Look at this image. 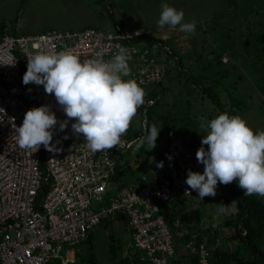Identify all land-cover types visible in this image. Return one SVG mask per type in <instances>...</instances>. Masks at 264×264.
<instances>
[{"label": "built area", "instance_id": "built-area-1", "mask_svg": "<svg viewBox=\"0 0 264 264\" xmlns=\"http://www.w3.org/2000/svg\"><path fill=\"white\" fill-rule=\"evenodd\" d=\"M133 35L139 36L141 31L135 30ZM120 47L126 48L130 57L131 71L125 79H134L142 87L165 78L164 58L153 59L148 50L128 43L123 33L94 28L50 29L41 34L6 35L0 39V264H55L58 260L60 264L75 263V252L69 250L64 255V247L85 242L104 219L116 215L127 217L133 245L144 253L142 260L171 264L175 258L173 235L162 212L175 200L191 199L183 211L197 214L198 192L185 181L189 169L201 174L204 171L196 151L183 137L169 133L164 156L172 168L170 176L153 184L144 175L146 185L139 189L120 188L113 182L118 152L131 143L123 138L120 145L94 153L82 135L73 134L74 119L64 131H60V123L54 127L55 151L50 152L43 145L36 152L18 146L16 128L22 125L28 110L50 105L59 122L67 119L54 94H47L42 85L23 86L21 62L27 67L30 56L62 50H71L81 60L96 58L99 53L108 61ZM41 152L53 182L45 198L39 200L44 179L39 163ZM114 189L117 199L105 206ZM192 250L199 254V264H209L203 244Z\"/></svg>", "mask_w": 264, "mask_h": 264}, {"label": "rangeland", "instance_id": "rangeland-1", "mask_svg": "<svg viewBox=\"0 0 264 264\" xmlns=\"http://www.w3.org/2000/svg\"><path fill=\"white\" fill-rule=\"evenodd\" d=\"M238 1L239 3L243 2V0ZM110 3L112 5L108 6ZM164 3L175 7L177 10H183L185 13L183 22L196 21V25L202 27L203 30L197 32H200L197 40L203 45L201 49L198 48L196 51L191 49L189 35L184 33L180 36L179 30L176 29L178 26L175 28L171 26H165L163 29L157 28V22L162 12L161 5ZM104 6L108 8L105 9ZM228 7L225 0H0V25L6 27L5 33L7 34H41L50 29L78 31L87 27H95L118 34L119 30L114 32L113 21L119 23L124 20V23L130 21V29L131 25L135 24V27H141L153 37L166 40L172 38L174 39L172 42L173 48L179 53L187 54L190 57L202 56L195 62L196 65H199L198 69L192 71V75L198 78L199 85L209 89L212 88L213 93L226 90L228 96L242 97L247 107L241 113V116L247 122H252V128L259 132L264 130V112L261 109L264 95L260 94L261 91L252 80L251 73H253V70L246 67V65L249 66L247 51L251 52V40L253 39V36H251L250 40L248 34L260 30L262 23L259 22L251 26L250 21L244 16L246 11L231 12ZM252 18L253 20L261 19L260 16ZM247 39L249 42L246 43ZM221 57L226 62L225 65H218ZM207 63L213 64L211 68H204ZM225 70L229 72H224ZM171 75L172 87L163 101L168 111L174 108L175 101L173 98L178 97L179 93L186 87L184 86L186 84L185 75L182 78L183 86L180 85L174 73ZM224 75L226 77H223ZM243 77L246 79H243ZM240 79H243V81H240ZM163 80L165 84L169 81L167 77ZM236 82L239 84L240 94H236ZM246 86H251V88L247 93H244ZM154 87L156 86L149 84L141 88L144 89L146 94H151ZM189 99L192 101L191 106L187 102L185 107L191 118L187 122L183 116L177 117L175 125L181 127L183 124L187 125V128L190 129L187 136H191L192 140L194 134V139H196L193 148L197 153L202 146V136L207 134L199 127L201 118L205 117L204 119L210 121L218 115L212 103L208 100L202 101V96L198 93H194ZM210 114L214 116L209 118ZM147 121V115L137 112L130 124L133 130L138 131L140 135L132 140L121 160L118 179L120 183L127 187L140 185L139 178L142 173L154 177L161 175L165 169V167H157V164L160 163L162 147L168 140L164 129L161 128L157 138V146L152 151L147 152L146 146L141 147L138 151L136 150L139 140L148 135L145 126ZM197 135L201 136L197 138ZM203 147L207 149L206 145ZM220 203V189H217L215 197L208 196L204 198V201L199 199L196 201L199 208L197 216L189 213L191 215H183L181 218L191 219L192 216H196L197 220L201 222L200 230L202 232L208 226L214 228L219 220L220 214L218 213L217 204ZM175 207L179 208L178 206ZM183 209L184 207L179 208L181 212ZM192 223V219L188 220L186 226ZM110 233L114 234L118 240L117 244L120 247L116 250L118 256H124L127 253L137 255L139 253L132 244L131 230L126 229L124 222L121 220L109 221L106 226H98L92 235V243L99 264H113L109 262L111 256L108 253ZM183 234L172 232L174 246H177L180 251L187 250L190 254V249L186 248L187 241ZM85 246L68 247L67 250H74L77 254V251L83 252L85 249V253Z\"/></svg>", "mask_w": 264, "mask_h": 264}, {"label": "clouds", "instance_id": "clouds-1", "mask_svg": "<svg viewBox=\"0 0 264 264\" xmlns=\"http://www.w3.org/2000/svg\"><path fill=\"white\" fill-rule=\"evenodd\" d=\"M161 7L158 29L179 25L180 31L195 34L197 22H183V10L167 3ZM134 31L119 30V33L125 34L128 43H132L130 38H135ZM129 59L124 47L108 61L99 53L96 58L81 60L71 50L28 57L23 84L42 85L47 94H54L67 119L59 122L50 105L28 110L22 125L16 128L18 146L36 152L43 145L48 151H55L54 127L60 123V131H64L73 119V134L82 135L92 152L120 145L138 109L145 104L146 95L136 80L125 79L131 71ZM199 127L207 133L202 136V146L196 153L204 171L201 174L189 169L185 181L191 190L198 192V199L215 197L218 182L228 185L234 181L244 190V195L264 197V130L255 132L239 115L228 113L219 114L210 121L201 118ZM161 128L151 126L148 135L137 143L136 150L146 146L147 152L152 151L157 146ZM203 145H207V149ZM157 167L162 168L163 162ZM217 207L221 215L237 210L235 200L230 204H217Z\"/></svg>", "mask_w": 264, "mask_h": 264}, {"label": "trees", "instance_id": "trees-1", "mask_svg": "<svg viewBox=\"0 0 264 264\" xmlns=\"http://www.w3.org/2000/svg\"><path fill=\"white\" fill-rule=\"evenodd\" d=\"M227 2L228 10L231 12H239L246 11L245 15L247 19L252 24L262 23V27L257 32L254 31L252 34H248V38L251 40V36L253 39L251 40L252 50L248 52L247 59L249 60V67L253 70L251 73V77L255 85L258 86L260 94L264 95V0H243L242 3H239L238 0H225ZM180 2V1H179ZM112 4H108L111 6ZM105 7V6H104ZM108 7H105V9ZM260 16L261 19H254L252 17ZM253 20V21H252ZM5 26V25H3ZM93 28V27H87ZM114 32L118 30H122L127 33H131L133 30L141 31V35L136 36L135 38H130L134 43H136L140 48L144 50H148L150 52V56L153 59L164 58L166 75L169 81L165 84L164 80L154 82L153 86H156L151 90V94H146L145 104L141 106L137 112L141 114H145L148 117L146 130L149 131L151 126L155 125L157 128L164 129L167 135V142L162 147V152L160 154V162L165 163L164 160V151L168 146L169 142V133L173 131L177 137H183L185 143L194 147V134L191 136H187L190 132V129L187 128V125L183 124V126L175 125V120L180 117H184L187 121L191 117L187 114L185 103L188 102V105L192 103L189 99L195 94H199L202 96V101L208 100L214 106L217 115L222 113H228L230 116L239 115L241 118V113L245 111L247 105L244 103L243 98H239L240 96L231 97L228 96L226 90L220 93H213L212 88L201 87L198 82V78L192 75V71H196L199 65H196V61H198L201 57H193L187 56L183 53H179L175 48H173L172 42L174 39H162L153 37L148 31L143 30L141 27H135V24L131 25L130 29V21L124 23V20L117 23V21H113ZM1 29H6V27H2ZM86 29V28H84ZM82 29V30H84ZM97 30H102L99 28H95ZM177 30H179L176 27ZM253 29V28H252ZM202 27L196 25L195 34H190L187 32L178 31L182 36L184 33H187L190 38V42L194 51L198 48H202L203 45L200 41L197 40L199 33L201 32ZM104 31V30H102ZM200 31L199 33H197ZM108 32V31H105ZM15 36H23V34H16ZM25 35V34H24ZM28 35V34H26ZM194 39V40H192ZM248 39L246 40L247 43ZM249 42V41H248ZM156 47V50H155ZM191 52V51H189ZM187 52V53H189ZM193 53V52H191ZM189 53V54H191ZM203 59V58H202ZM199 64V62H198ZM226 64L224 62L223 57H221L220 61H218V65ZM213 64H206V68H211ZM22 66V79L24 74L27 71V67L24 62H21ZM224 72H229L225 70ZM172 73L175 74V77L178 78L180 85H184L182 78L185 75V85L184 90L179 93L178 97L173 98L175 101L174 108L171 109L173 111H168L167 107L164 106V98L169 94V90L172 87ZM171 77V79H170ZM223 77H226L225 75ZM243 79H246L243 77ZM240 79V81H243ZM26 88H30L32 83L28 85H24ZM239 84L236 82V94H240L238 89ZM251 86H246V90L244 93L248 92ZM224 95V96H223ZM242 95V94H241ZM151 102V103H149ZM177 103V104H176ZM261 109L264 112V100H262ZM191 106V105H190ZM214 115L210 114L209 118H212ZM195 117V116H194ZM204 117V116H202ZM196 118V117H195ZM205 118V117H204ZM153 121V123H152ZM188 122V121H187ZM248 125L252 128V122H247ZM181 124V123H179ZM255 132L254 128H252ZM140 133L138 131H134L133 127H129V130L122 138H126L130 143L133 139L138 138ZM201 135H197V138ZM202 145V144H201ZM204 146V145H203ZM207 146V145H206ZM208 147V146H207ZM129 148V147H128ZM127 148V149H128ZM126 149V150H127ZM126 150L118 152L117 157V170L115 175L113 176V182L118 183L117 173L119 170V166ZM43 152H41L39 157V163L41 164V170L44 174V179L42 183V189L40 191L39 200L45 198L46 194L50 191L52 186V179L48 176L47 168L45 161H43ZM167 166V165H166ZM122 186L120 185V188ZM217 189H220V200L221 203L230 204L233 200L236 201V211L229 212L225 215H219V220L217 226L211 228L208 226L203 232L200 230L201 222L196 220L194 225H188L186 231L184 232L185 240L191 243L192 247L196 246V249L203 244L205 250L209 256V264H264V197H260L258 195H244V190L238 186V182L234 181L228 185H224L218 182ZM206 198V197H205ZM180 207H184L186 205V199H180ZM164 215L168 225L170 226L172 232L181 233V229L177 228L176 221L178 219L177 210L172 207V209L165 208L162 212ZM118 220H121L125 223V225L129 228V221L125 215L119 216ZM106 223V224H105ZM108 221L104 222L103 225H107ZM216 225V224H215ZM102 226V225H101ZM215 229V230H212ZM200 230V232H198ZM92 235L93 232L89 234L88 239L81 243L80 245H86V251L84 253L81 251H77V262L75 264H99V260L97 257V253L95 251L94 245L92 243ZM109 249L108 253L111 256L109 262L113 264H146L142 263L139 259L140 254L137 255L127 253L126 255L118 256L117 249L119 245L117 244V239L114 234H109ZM190 239V240H189ZM133 244V239H132ZM134 246V245H133ZM190 249V253L192 254V264H199L200 256L196 252H192ZM175 258L177 256V249ZM174 258V259H175ZM172 259L171 264H176Z\"/></svg>", "mask_w": 264, "mask_h": 264}, {"label": "crops", "instance_id": "crops-1", "mask_svg": "<svg viewBox=\"0 0 264 264\" xmlns=\"http://www.w3.org/2000/svg\"><path fill=\"white\" fill-rule=\"evenodd\" d=\"M5 30L6 29H1V31H0V39H2V38H4L6 35H14V33L13 34H7V33H5ZM26 35V34H25ZM145 101H147L146 99H145ZM121 139H123L122 137H121ZM124 139H126V138H124ZM127 140V139H126ZM128 141V140H127ZM129 142V141H128ZM165 152V151H164ZM164 160H165V156H164ZM167 165V166H166ZM120 166H121V163H120ZM120 166H119V170H118V173H117V177L119 176V171H120ZM170 164H167L166 163V161H165V163H163V167H165V169L162 171V174L161 175H157V176H154V177H151V176H149L147 173H142V175L140 176V185H136V186H132V187H127V186H125L123 183H120L119 182V179H118V183H117V181H116V183L114 182V185H116L117 184V186L118 185H121L122 187H126V188H133V189H139V188H143L146 184H144V181L142 180V178H143V176L144 175H146L148 178H149V183L151 182V183H156V182H158V181H162L163 179H167L169 176H170V170L172 169V168H170ZM117 199V190L116 189H114L110 194H108V196H107V199H106V201H105V203H104V205L105 206H108L112 201H115ZM188 203L189 202H192V200L190 199V200H186ZM180 200H175L173 203H171L169 206H167L166 208H169V209H172V207L173 208H175L176 210H177V215H178V219H177V221H176V226L178 225V229L180 228L181 229V234H183V232L182 231H186V228H187V226H186V223L188 222V220H193V223L191 224V225H194V223L196 222V220H197V218H196V216L198 215V213L197 214H194V215H196V216H192V218L191 219H182L181 217L183 216V215H191V214H189V213H192V212H190L188 209H185L184 211H180L179 210V208H180ZM187 203V204H188ZM170 206H172V207H170ZM175 206H178L179 208L177 209ZM184 207H186V206H184ZM97 209L99 208L100 209V206H97L96 207ZM198 212H199V210H198ZM118 218H119V215H116V216H112V217H108V218H106V219H104L103 221H102V223L99 225V226H103V224H104V222H106V221H111V222H115V221H118ZM106 224V223H105ZM125 224V223H124ZM126 226V225H125ZM170 227V226H169ZM126 229H129V230H131V228H130V226H129V228L126 226ZM171 229V228H170ZM93 232V231H92ZM131 238L133 239V232H132V230H131ZM190 240V239H189ZM189 242V241H188ZM186 243V248H191V246H189V243ZM176 247V249H177V256H176V258L174 259V262L176 263V264H192L191 263V261H192V254L190 253V254H188V251L187 250H182V251H180L179 250V248H177V246H175ZM67 248H68V246H65L64 247V250H65V254L64 255H66V252H68L69 250H67ZM192 250V249H191ZM74 251V250H73ZM75 252V251H74ZM193 252V251H192ZM139 253H140V256H139V259H140V261L142 262V263H146V264H152L148 259H144V260H142V258L144 257V253H142L141 251H139ZM189 255H191V256H189ZM75 258H76V262H77V254H76V252H75ZM75 262V263H76ZM61 263V260H58V261H56L55 262V264H60ZM75 263H70V264H75Z\"/></svg>", "mask_w": 264, "mask_h": 264}]
</instances>
